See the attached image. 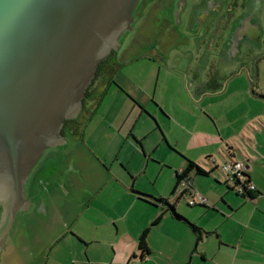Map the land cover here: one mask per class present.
Returning <instances> with one entry per match:
<instances>
[{"label": "crops", "instance_id": "0c3cea01", "mask_svg": "<svg viewBox=\"0 0 264 264\" xmlns=\"http://www.w3.org/2000/svg\"><path fill=\"white\" fill-rule=\"evenodd\" d=\"M140 58L131 60L137 62L141 59L147 60L156 65L159 72L162 70L157 57L147 56ZM123 64L124 61L121 62L120 69L123 68ZM110 78L111 76L103 81L106 82L105 90L113 85ZM133 86L138 89L137 84ZM114 88L116 87L114 86ZM126 90L128 92L131 91L128 88ZM143 90L147 92L146 89ZM117 91L125 96L133 109L136 110L135 107H137L139 117L145 116L150 118V115L145 110V105L141 106L134 99L131 100L124 92L118 89ZM214 91L212 93L205 91L203 92L204 94H200H203V96H207L208 93L212 95L215 93ZM134 94L139 95L141 91L136 90ZM259 94L264 95V91L262 90ZM134 97L138 99V97ZM244 97L250 107V113L245 115L242 120L243 123L241 125L237 124L238 128L236 131L226 136L221 134V130L217 125L216 132L220 134L218 136L221 140L215 139V142L208 144L203 154H211L213 153L212 150L218 153V150L222 148L226 152L220 156L225 162L236 160L235 152H238L247 169L249 181L255 190L249 196L241 197L229 188L224 177L220 183L215 181V184L218 185V191H216V188L212 184L207 183L205 185L202 194H204L203 197L206 198L208 205H198L206 209L202 214L217 213L214 212V210L216 211V206H219L221 210L227 209L224 214L222 213L217 218L219 225L210 229L211 231L213 230L212 232L217 237L213 248L209 249L204 246L207 236L211 234L205 233L210 231L206 225H202L200 229L190 224L192 233L190 226H187L185 221L176 220L162 202H154L151 198L147 197L149 195L133 192V185H130L129 182V178L132 181L133 171L128 159L125 164L127 167L124 165L126 169L125 175L120 173V176H117L112 173L113 165L120 160L123 148L130 144L128 134L123 133L122 128L115 126L113 119L109 121L105 119L103 121L105 126L104 132L99 130L101 125L95 123L92 126V132L96 136H86L85 130H83L78 142V154L76 155L77 159H79L75 162V167L78 173H81L85 177H83L85 184L78 190L83 195V198L78 202L75 212L70 213L69 205H64L62 206L61 213L54 217V223H52L51 218L45 221L46 223H50L51 230L49 232H41V239H39L38 245L39 256L33 257V262L30 264H36L38 261L35 260L39 259H43L41 264H264V168L259 170V172L256 171V168H250L249 163L253 162V159L245 151V149H248L250 153L252 151L255 152L257 150L256 145L264 144L263 103L255 102L250 98L247 99L246 92H244ZM154 107H157V105ZM161 128L164 131L162 125ZM209 130L213 132L211 128ZM254 132L257 133V137L254 135ZM106 133L110 135L109 148L118 144L117 149L113 150V158L110 165L103 158L104 154L100 155L99 153L101 152L97 149L98 135ZM135 138L133 139L136 146L141 148L140 150L142 151L143 138L146 139L147 137L135 136ZM160 138L163 142L165 141L163 135ZM240 141L243 142L242 145L246 144V148H242L243 152L238 145ZM224 147L227 149L225 150ZM133 152L136 153V148H134ZM145 152L146 154L150 153L149 150H145ZM244 153L245 155H243ZM208 158L212 159L211 156H207L205 160H202V164L208 167L207 170L199 167L192 161L206 175H200L196 170H192L188 179L182 181L185 185L183 183L184 186L182 185L181 191H179L178 186L176 192L177 198L182 193V197L184 196L188 199L190 193L200 191L196 186L194 176L200 175L208 179L209 177H214L213 172L216 174V172L221 171L216 161H209ZM262 159L264 161V155ZM186 160L183 159L185 165H181L180 169L175 168L174 180L175 174L187 165ZM120 163L123 164L122 162ZM139 163L141 168H143L144 162L139 160ZM90 165L93 166L91 169H95L96 173H94L95 176L87 178L86 173ZM148 167L149 162L146 161L141 174ZM112 185L122 196L120 200L122 205L120 204L119 208L114 205V200L110 199L112 198L110 193H107ZM223 185L225 186L223 187ZM137 189L142 190L140 187ZM105 193L107 194V198L99 200L98 197H101ZM153 197L169 202L164 194H158ZM173 204L175 205V203ZM242 209H244L243 213ZM87 210H93L94 213H87L86 216L89 218L82 220ZM221 210L218 211L220 212ZM186 216L194 223H197V219L194 220V218ZM78 228L79 230H77ZM145 229H149L146 239L149 254L141 258L138 249V239ZM200 241L201 243L203 241L201 249L197 248Z\"/></svg>", "mask_w": 264, "mask_h": 264}, {"label": "rangeland", "instance_id": "374dc122", "mask_svg": "<svg viewBox=\"0 0 264 264\" xmlns=\"http://www.w3.org/2000/svg\"><path fill=\"white\" fill-rule=\"evenodd\" d=\"M257 17L259 27L262 31V39L257 49L246 56L234 60L232 65L223 66L221 76L216 82L217 84L219 82L222 84V87L218 88L221 90L214 91L208 88L210 93L213 91L215 93L212 95L208 93L207 96H203V91H200L203 93L202 95L200 92L194 91L195 88L190 87L189 84L186 83V79L183 75L167 71L164 68L159 72L156 65L147 60H142L141 58L153 54L146 53L148 50H141L137 43L139 36L134 25L132 32L126 33L120 38V47L123 43L124 44L118 53L119 57L115 59L116 67L112 66L113 72L110 75V79H112L113 83V85H111L112 87L105 90L106 82L103 81L107 78L106 76H101L100 82L97 81L94 84L97 96L94 100L88 102L85 112L79 116L82 130H85L86 136H96V134L92 132V126L95 123L100 124L99 130L104 132L105 126L103 121L105 119L108 121L113 119L115 121V126L122 128L123 133L128 134L130 145H126L123 148L120 160L113 165L112 173L117 176H120V173L125 175L126 169L124 165L128 159L133 171L132 181L128 177L130 185H133V192L152 197L158 194H164L165 198H168L171 204L175 203L177 214L183 216L187 220V222H185L187 226L191 224L201 229L202 225H206L208 230L213 229L219 225V220L217 218L221 216L222 213L224 214L227 209L221 210L219 206H216V211L214 210V212L217 213L202 214L205 212V208L199 207L198 205H188V199L190 197L186 199L183 196L178 200L176 197L177 193L172 196L170 193L175 184V168L180 169L181 165H185L183 159H189L194 161L199 167L207 170L208 167L202 164V160H205L207 156H211L212 159L208 158L209 161H216V164L221 169L222 164L225 162L220 155H224L226 151L222 148L218 150V153L212 150L213 153L211 154H203V151H205L204 149L208 144L215 142V139L218 141L221 140L218 136L220 134L216 132L217 125L221 130V134L226 136L236 131L238 125L243 123L242 120L245 115L250 113V107L244 97V92H246L247 99L250 98L255 102L263 103L262 117L264 120V100L261 101L262 99L254 98L251 93V88L255 94H259L262 90L264 91V0L261 11ZM126 50L129 52V55L123 56ZM165 54L167 55L166 52ZM134 58H140L141 60L139 59L140 61L138 62L131 60ZM123 60H125L122 65L123 68L120 69L119 66ZM166 60L171 66L176 64L170 57L166 58ZM136 84L138 89L133 86ZM124 85L134 93H136V90H140L141 94L136 95L131 91V93L128 92ZM114 86L118 90L124 92L131 100L134 99L141 106L145 105V110L150 115V118L145 116L139 117L137 107H135L136 110L133 109L131 103L122 93L117 91ZM143 89H146L147 92H144ZM223 89L224 91L222 92ZM134 96L138 97V99ZM155 105H157V107H154ZM215 122L217 123L215 124ZM161 125L164 127V131ZM210 128L213 132H210ZM162 135L165 137L164 142L160 138ZM254 135L257 137L256 132H254ZM109 136L110 135L107 133L104 135L100 134L97 140V149L101 152L99 154H104L103 158L106 159L108 165H110L112 161L113 150L117 149L116 147L118 145L116 144L112 148H109ZM135 136L142 138L147 137L146 139L143 138L141 146L142 151L140 150L141 148L136 146L135 140L133 139ZM239 143L238 145L241 147V151L242 148H246L245 143L244 145H242V141ZM134 148H136V153L133 152ZM256 148L257 150H255V152L252 151V153H250L248 149H245V151L247 152L246 154L251 155V159H253V162L249 163L250 168H256V171L259 172V170L264 168V161H262L264 144H258ZM226 149L227 148H225V150ZM54 150L55 148L47 149L46 154L52 155ZM145 150H149L150 153L146 154ZM243 155H245V153ZM235 156L236 160L243 162L238 152H235ZM45 160L46 159H43L40 165L43 164ZM139 160L144 162V166L146 161L149 162V167L143 174L141 173L144 166L141 168ZM91 168H93L92 165H90L86 173L87 178L95 176L94 173H96V170ZM213 174L214 177H209L208 179L200 175L194 176V180L196 179V186L200 189L197 193L202 197L204 196L202 192L207 183L212 184L216 188V191L219 190L215 181L220 183L224 176L221 171L216 172V174L213 172ZM183 183L184 182H181L179 184V191H181L182 187L185 185V183L184 185ZM224 186L225 185H223V187ZM139 187L142 189L141 191L137 189ZM110 188V191L108 190L107 193H110L112 197L110 199H113L114 205L119 208L122 196L114 185ZM62 192H65L64 189ZM58 196L54 193L55 199H57ZM80 196L83 198L82 194ZM98 198L99 200H104L107 198V194L105 193ZM62 199L63 198L59 196V200L62 201ZM204 199L206 200V198ZM68 200L72 205L68 203L65 204L70 205V213H73L76 211L77 202H74V197H69ZM41 208V205L38 204L36 207L33 206L25 210L22 214L18 213L17 218L19 221L16 228L15 241L9 244L7 252L4 255L5 258L2 259L0 256V264H30L33 262V257L39 256L38 245L39 239H41V232H49L51 230L50 224H39L42 219L47 218L45 212L41 214ZM243 210L244 209H242V213L244 212ZM90 212L94 213L93 210H87L82 220L89 218L86 215ZM60 213L61 209L58 205H50L47 208L49 217H56ZM186 215L194 218V220L197 219V223H194ZM77 230H79V228ZM212 231L205 232L207 234L211 233L207 236L204 243V246L209 249L213 248L215 241H217L216 234ZM202 243L200 241L197 248L201 249ZM35 261H38L36 264H41L43 259Z\"/></svg>", "mask_w": 264, "mask_h": 264}, {"label": "water", "instance_id": "95a60500", "mask_svg": "<svg viewBox=\"0 0 264 264\" xmlns=\"http://www.w3.org/2000/svg\"><path fill=\"white\" fill-rule=\"evenodd\" d=\"M138 1L0 0V253L15 215L28 207L31 170L65 142L64 121L77 117L97 67L132 31Z\"/></svg>", "mask_w": 264, "mask_h": 264}, {"label": "flooded vegetation", "instance_id": "af4514ba", "mask_svg": "<svg viewBox=\"0 0 264 264\" xmlns=\"http://www.w3.org/2000/svg\"><path fill=\"white\" fill-rule=\"evenodd\" d=\"M262 3L263 0H139L133 12L132 31L135 25L138 45L141 50L153 54L148 56L159 59L161 69L183 75L186 83L195 88L194 91L218 90L222 84L216 82L223 66L232 65L234 60L252 53L260 44L262 31L257 16ZM122 46L111 51L105 67H116L115 59L119 57ZM128 55L129 52L124 51L123 56ZM169 57L176 62L175 65L168 64L166 58ZM100 77H95L87 88L88 93L82 100L77 117L64 121L60 135L65 142L51 147L55 148L52 155L44 151L24 185L29 202L27 209L40 204L41 214L45 212L47 216L39 224H50L45 222L49 218L54 223V217L47 214L48 206L58 205L62 211L65 203L71 204L69 197H74L76 205L80 201L78 190L85 184V177L75 167L79 159L76 155L78 142L83 132L79 116L85 112L88 102L97 96L94 84L100 82ZM43 159L46 160L40 165ZM54 193L62 197V201L59 196L55 199ZM18 213L5 236V249L0 253L2 259L9 244L15 241ZM1 215L0 207V218Z\"/></svg>", "mask_w": 264, "mask_h": 264}, {"label": "built area", "instance_id": "2783aa9c", "mask_svg": "<svg viewBox=\"0 0 264 264\" xmlns=\"http://www.w3.org/2000/svg\"><path fill=\"white\" fill-rule=\"evenodd\" d=\"M245 164L237 160L225 161L221 166V171L224 175L226 184L235 193L240 196H248L251 192H254L255 188L250 181H247L245 175H247ZM189 206L195 205H208L207 201L198 193H190L188 199Z\"/></svg>", "mask_w": 264, "mask_h": 264}, {"label": "trees", "instance_id": "16d2710c", "mask_svg": "<svg viewBox=\"0 0 264 264\" xmlns=\"http://www.w3.org/2000/svg\"><path fill=\"white\" fill-rule=\"evenodd\" d=\"M106 64H107L106 61H103L102 63L99 64V66L97 67L96 72H95V77L106 76V78H108V76H110L112 74L113 68L111 66L105 67ZM87 93H88V89L86 90L85 94H87ZM186 162H187V165L185 166V168H183L180 172H177L175 174V185H174L173 190L171 192L172 196L177 192V188H178L179 184L182 181L188 179V176L190 175L192 170H196V172L200 175H206V173L203 172L194 162L189 161V160H186ZM245 176L247 178V181H249L248 174ZM182 195H183L182 193L179 194L178 199H180L182 197ZM241 197H243V196H241ZM161 201L163 202L166 200H161ZM172 207H175V205L173 204ZM148 232H149V229H145L141 233V235L138 239V249H139V252H140L139 255L141 258H143L149 254L147 242H146Z\"/></svg>", "mask_w": 264, "mask_h": 264}]
</instances>
